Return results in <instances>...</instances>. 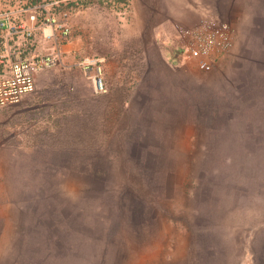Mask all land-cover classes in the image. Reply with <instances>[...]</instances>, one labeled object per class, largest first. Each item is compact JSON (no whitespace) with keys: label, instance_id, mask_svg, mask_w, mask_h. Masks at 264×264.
<instances>
[{"label":"rangeland","instance_id":"374dc122","mask_svg":"<svg viewBox=\"0 0 264 264\" xmlns=\"http://www.w3.org/2000/svg\"><path fill=\"white\" fill-rule=\"evenodd\" d=\"M136 1L75 0L63 64L0 108V264H264V0H185L236 30L210 73Z\"/></svg>","mask_w":264,"mask_h":264},{"label":"built area","instance_id":"2783aa9c","mask_svg":"<svg viewBox=\"0 0 264 264\" xmlns=\"http://www.w3.org/2000/svg\"><path fill=\"white\" fill-rule=\"evenodd\" d=\"M75 0H9L0 5V108L19 104L36 89L40 72L63 64V47L71 37V11ZM177 62H192L204 73L214 70L218 59L236 41L234 26L215 11L189 27L174 25ZM40 32L43 42L54 43L52 52L27 54ZM173 56V55H172ZM101 61L85 58L78 66L93 82L98 94L106 93Z\"/></svg>","mask_w":264,"mask_h":264},{"label":"crops","instance_id":"0c3cea01","mask_svg":"<svg viewBox=\"0 0 264 264\" xmlns=\"http://www.w3.org/2000/svg\"><path fill=\"white\" fill-rule=\"evenodd\" d=\"M5 1L9 0H0V5ZM134 2L136 4L137 1L134 0ZM165 2V10L162 9L165 12L158 11V13L153 14V20L157 25L155 40L163 45L167 55H175L177 51L174 46V41H176V31L174 29V25L181 24L186 27L192 26L196 24V17L194 16V18H191L193 12L189 1L165 0ZM69 44L65 47H69ZM65 49H63V52L66 54L71 52L66 51Z\"/></svg>","mask_w":264,"mask_h":264},{"label":"trees","instance_id":"16d2710c","mask_svg":"<svg viewBox=\"0 0 264 264\" xmlns=\"http://www.w3.org/2000/svg\"><path fill=\"white\" fill-rule=\"evenodd\" d=\"M72 4H74V3H71L70 5H72ZM70 5H69V6H70Z\"/></svg>","mask_w":264,"mask_h":264}]
</instances>
